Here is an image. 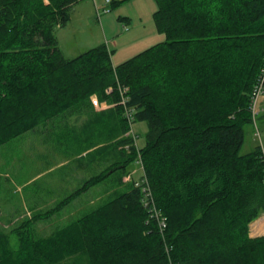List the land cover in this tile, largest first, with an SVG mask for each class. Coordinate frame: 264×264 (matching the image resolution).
<instances>
[{
    "label": "trees",
    "instance_id": "1",
    "mask_svg": "<svg viewBox=\"0 0 264 264\" xmlns=\"http://www.w3.org/2000/svg\"><path fill=\"white\" fill-rule=\"evenodd\" d=\"M81 1L0 0V146L91 106L92 96L116 104L121 135L124 97L134 121L147 124L138 152L167 228L162 236L146 223L130 184L47 236L32 225L69 198L8 232L0 226V264H264V235L249 237L264 212V161L259 146L240 154L264 64V0H155L164 41L116 66L104 43L63 56L54 31ZM134 156L132 147L74 195L125 174Z\"/></svg>",
    "mask_w": 264,
    "mask_h": 264
},
{
    "label": "rangeland",
    "instance_id": "2",
    "mask_svg": "<svg viewBox=\"0 0 264 264\" xmlns=\"http://www.w3.org/2000/svg\"><path fill=\"white\" fill-rule=\"evenodd\" d=\"M96 3L101 8L100 15H97L92 0H84L72 8L69 22L64 27L55 29L57 41L67 54L65 58H74L100 42L105 44L108 41L111 62L116 66L164 41V35L156 30L153 21L157 8L155 0H111L107 6L104 0H96ZM102 7L107 11L102 12ZM90 102L91 108L82 106L77 110L72 109L70 113L60 116L51 126L43 129L39 125L0 146V226L6 232L22 222L31 220L35 214L53 210L56 202L69 198L68 201L74 197V193L80 189L77 184L79 176L92 172L93 165L100 166L102 175L112 164L121 163L131 155L132 148L126 149L125 146L131 144L132 140L118 145L119 140L129 137L126 136L127 131L121 135L116 134L119 128L118 115L114 110L113 113L110 111L116 104L99 101L95 96L91 97ZM100 108L108 109L100 116L109 122L102 121V126L98 127L93 121L92 111L103 110ZM257 112L256 118L243 128L241 155L253 151L258 146L264 149V91L258 99ZM69 115H73L72 118L77 120L73 125L69 123ZM86 124L87 128L80 127H85ZM69 126H76V131ZM132 129L136 136L135 144L141 147L145 142L147 124L134 121ZM85 130L87 137L93 134L91 138L89 136L88 141L67 142L69 131L82 135ZM133 148L134 160L125 174L121 175L119 169L114 171L100 186L90 189L87 194H81L77 199L72 198L71 204L61 208L52 218L36 221L32 225L35 234L40 237L50 235L78 219L85 209V203L86 210H93L103 202L126 192L131 187V179L125 180V176H138V173H133L138 170V151ZM81 150L92 151L91 154L100 153L95 159L96 163L92 165L90 161L86 164L87 152L82 153L86 154V157L77 155ZM71 187L75 190L66 198ZM85 199L86 202L79 206L77 201Z\"/></svg>",
    "mask_w": 264,
    "mask_h": 264
},
{
    "label": "built area",
    "instance_id": "3",
    "mask_svg": "<svg viewBox=\"0 0 264 264\" xmlns=\"http://www.w3.org/2000/svg\"><path fill=\"white\" fill-rule=\"evenodd\" d=\"M92 2L95 6L97 15H100L101 8L97 6L96 0H92ZM110 2L111 0H104L105 6H107ZM106 11L107 10L105 9V7H102V12H106ZM111 91H112L111 88L106 89L107 94L111 93ZM126 91H127L126 89H123L122 95ZM263 91H264V64L260 69V72L257 76V79L255 81V84L253 85V88L250 94L249 110L251 114V121H253L258 115V112H257L258 99L263 94ZM93 103L96 104L95 101H93ZM125 103L126 101H125V98L123 97L121 101L119 102V104L124 106L123 117L125 118L127 122V126H128L126 136H128L132 140L131 144L126 145L125 148L131 149L132 147H135L136 150L138 151V147L135 144L136 136L132 129V123L134 122L133 111L128 109ZM260 151H261V157L264 161V149L260 147ZM136 164L138 165L137 167L138 170L134 171L133 173L134 174L138 173L139 178H136L137 176L131 178L130 176L132 174H129L125 176V180L131 179L130 183L133 185V187L139 188L140 193H141L140 202H141L142 207L147 212L148 219L146 223H153L154 226L159 231V233L162 234L163 236L164 231L167 228V217L161 212V210H159L155 206L151 189L145 177V173L143 170L139 152H138ZM263 235H264V212L249 225V237L254 238V237H259ZM166 252L168 253L169 249H166ZM169 264H175V263L169 262Z\"/></svg>",
    "mask_w": 264,
    "mask_h": 264
},
{
    "label": "crops",
    "instance_id": "4",
    "mask_svg": "<svg viewBox=\"0 0 264 264\" xmlns=\"http://www.w3.org/2000/svg\"><path fill=\"white\" fill-rule=\"evenodd\" d=\"M80 3V2H79ZM78 4V3H77ZM76 4V5H77ZM74 7V6H73ZM57 38V37H56ZM102 42H100L99 44H101ZM58 45H59V48H60V50H61V52H62V54H63V56H67V54L65 53V51H63L62 50V48L60 47V43L58 42ZM105 45L107 46V49L109 50V52H110V47H109V44H108V41H106V43H105ZM110 54H111V52H110ZM87 108H91L92 106H86ZM100 109H103V110H101V111H92L93 112V121L96 123V125L95 126H98V127H100V126H102V124H101V122L102 121H105L104 123H108L109 121H107V120H104L103 119V117H101L100 115L102 114V113H106V112H104V111H107L108 109L107 108H100ZM92 110V109H91ZM113 108L112 109H110V111H112V113H113ZM89 111H90V109H89ZM71 111L70 110H68L67 112H65L64 114H62V115H60V116H63V115H65L66 113H70ZM112 113H110V114H112ZM90 114H91V112H90ZM60 116H57V117H54L53 119H51V120H49L44 126H42L43 127V129H45L44 127H48L49 125L51 126V124H53V122H55V121H57V119L60 117ZM72 116L73 115H69V123H72V125H73V122H75V121H77L75 118H72ZM89 126H91V124H88ZM69 127H71V128H74L73 130L74 131H76L75 130V128H76V126H69ZM81 128H87V124H86V126L84 127V126H80ZM78 128V127H77ZM65 133V132H64ZM66 134V133H65ZM86 130H85V133H83L82 135H79V134H75V132H73V131H69V133L67 134V136H68V138H69V140L67 141V142H69V141H75V142H85V140L86 141H88V139H89V136H90V138L93 136V134H89V136L87 137L86 135ZM80 136H82L81 138H80ZM60 137V136H59ZM58 137V138H59ZM66 142V143H67ZM99 145V144H98ZM91 148H94V147H90V149ZM97 148V147H96ZM96 148H94V149H96ZM84 152H87V151H85V150H81L77 155H83L82 153H84ZM91 152L92 151H89V152H87L86 154L88 155V159H86L87 160V162H86V164H88V162H92V165H93V163L95 162L96 163V158H97V156H99L100 155V153H98V154H96V153H94V154H91ZM85 154V155H86ZM85 155H83V156H85ZM86 155V156H87ZM85 156V157H86ZM82 158V157H81ZM83 159V158H82ZM84 160V159H83ZM59 165V164H58ZM93 168L95 169V171H94V169H93V171L92 172H88V173H83L81 176H79V178L80 179H78L79 181H77L78 183L77 184H79L80 185V188L84 185V183L87 181V180H89L91 177H94V176H97V175H100L101 174V171H102V169L100 168V166H97V165H93ZM75 172H77V173H81V172H79V171H75ZM80 175V174H79ZM110 177V175L109 176H107L104 180H106V179H108ZM104 180H102V181H100L99 183H96V184H94L93 186H90L88 189H86V190H84V191H82V192H80L79 194H77V195H75L74 197H72V198H78V197H80V195L82 194H87L88 193V191L90 190V189H93V188H96V187H98V186H100L103 182H104ZM78 186V185H77ZM75 188H77L76 186H75ZM75 188L74 187H71L70 188V190L71 191H69L70 193H67L68 195L66 196V198L68 197V196H70V195H72V191H74L75 190ZM71 198V199H72ZM76 198V199H77ZM71 199L70 200H68L61 208H63V207H67V206H69L70 204H71ZM101 200V196H99V201ZM61 201H63V200H61ZM61 201H59V202H61ZM59 202H56L55 203V205H54V208L58 205V203ZM86 202V199L85 200H79V201H77V203H79V206H80V204L82 205L83 203H85ZM60 208V209H61ZM60 209L59 210H56V211H54L53 213H52V215L50 216V217H47V218H52L57 212H59L60 211ZM92 209H90V210H86V203H85V209H83V213L80 215V216H78V218L79 217H81L82 215H84V214H86L87 212H89V211H91ZM0 212H1V210H0ZM39 213V212H38ZM0 217H1V214H0ZM77 218V217H76ZM76 220V219H75Z\"/></svg>",
    "mask_w": 264,
    "mask_h": 264
}]
</instances>
